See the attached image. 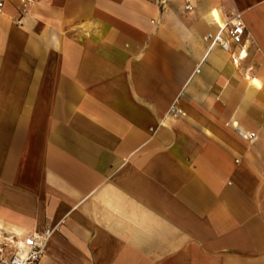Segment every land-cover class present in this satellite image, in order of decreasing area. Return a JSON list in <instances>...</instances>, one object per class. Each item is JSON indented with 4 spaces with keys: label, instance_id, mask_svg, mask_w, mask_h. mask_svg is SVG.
<instances>
[{
    "label": "crops",
    "instance_id": "1",
    "mask_svg": "<svg viewBox=\"0 0 264 264\" xmlns=\"http://www.w3.org/2000/svg\"><path fill=\"white\" fill-rule=\"evenodd\" d=\"M20 1L0 12L5 252L50 229L38 264H264V0ZM232 12L250 83L202 40Z\"/></svg>",
    "mask_w": 264,
    "mask_h": 264
},
{
    "label": "built area",
    "instance_id": "2",
    "mask_svg": "<svg viewBox=\"0 0 264 264\" xmlns=\"http://www.w3.org/2000/svg\"><path fill=\"white\" fill-rule=\"evenodd\" d=\"M184 3V10L192 12L195 0H180ZM21 12L27 13L29 1L21 0ZM154 5L164 9L166 0H154ZM4 8V0H0V12ZM230 20L223 26L217 34H207L203 37V42L211 47L218 46L223 52L230 55L232 66L241 70V77L244 81L250 83L254 81L256 68L252 63H246L249 56L250 44L246 38V28L242 15L238 12L229 14ZM264 61V56H263ZM183 113L176 107V102L169 108L168 116L178 118ZM241 138L252 146L257 142V135L253 133L240 134ZM52 234V230L46 229L43 235L37 238H27L19 243L13 238L4 239L12 249L6 253V245L0 243V264H38L43 255V247L46 240Z\"/></svg>",
    "mask_w": 264,
    "mask_h": 264
}]
</instances>
